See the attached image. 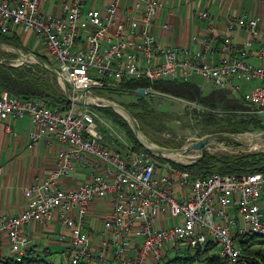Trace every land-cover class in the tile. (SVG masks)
I'll return each instance as SVG.
<instances>
[{"label":"built area","instance_id":"1","mask_svg":"<svg viewBox=\"0 0 264 264\" xmlns=\"http://www.w3.org/2000/svg\"><path fill=\"white\" fill-rule=\"evenodd\" d=\"M47 1L0 0V32L29 33L40 41L45 67L56 71L58 83L67 85L73 99L84 97L87 102L70 101L61 109L0 89L1 120L27 116L34 126L28 133L32 142L47 137L64 144L55 168L25 189L29 197L25 208L15 215L0 214V259L30 256L31 238L24 226L56 217L67 229L58 235V240L66 241L63 259L38 257L28 264H159L172 251L204 249L209 243L214 244L211 253L226 264H237L239 239L248 233L264 237V171L189 178L169 165L160 166L155 160L158 153L145 147L134 149L124 141L122 151L106 145L99 129L105 122L92 106L117 104L98 94L122 80L146 79L149 84L133 91L142 88L138 94L153 95L163 94L152 86L157 80L200 76L214 88L240 94L250 107L246 111L259 114L264 111L261 17L232 15L219 28L213 15L202 10L206 34L201 47L191 51L162 45L153 34L160 0H109L86 7V0H56L58 12L44 10ZM235 29L247 32L243 41L233 39ZM256 41L254 63L248 52ZM16 50L19 55L11 64L37 62L35 51ZM252 80L257 84L242 91L241 82ZM6 129L14 133L9 124ZM79 163L91 167L90 177L62 186L60 180ZM104 197L109 199V211L93 228L90 205ZM1 237L8 247L6 255Z\"/></svg>","mask_w":264,"mask_h":264},{"label":"crops","instance_id":"2","mask_svg":"<svg viewBox=\"0 0 264 264\" xmlns=\"http://www.w3.org/2000/svg\"><path fill=\"white\" fill-rule=\"evenodd\" d=\"M107 1L109 0H86L85 7L90 4L99 6ZM160 3L152 25L153 34L162 45L185 46L191 51L201 47L206 34V21L199 15L202 10L213 15L219 28L224 27L232 15H258L261 17V24H264V0H160ZM43 7L51 12L59 10L56 0H48ZM246 36L245 30H233L232 37L237 42L243 41ZM20 37L22 44L32 46L29 33L21 34ZM258 45L259 41L253 43L248 52V60L254 63L258 62L254 52ZM247 82H241L242 91L257 84L255 80ZM7 124L14 133L6 129ZM33 129L34 126L27 116L0 119V214L15 215L25 208L29 199L25 189L43 179L55 168L57 152L64 147L62 142L47 137L32 142L28 133ZM91 171L90 166L84 167L79 163L70 176L60 180L61 185H78L90 177ZM108 200L106 197L97 198L91 203L89 220L93 228H98L107 215L110 208ZM24 231L31 238V256H40L41 252L52 253L51 249H61V252L58 251L61 255L57 256L63 259L66 241L58 240V235L67 232V229L61 226L56 217L49 221L33 220L24 226ZM94 234L96 238L97 231ZM5 243L4 240L2 249L6 255L8 247Z\"/></svg>","mask_w":264,"mask_h":264},{"label":"trees","instance_id":"3","mask_svg":"<svg viewBox=\"0 0 264 264\" xmlns=\"http://www.w3.org/2000/svg\"><path fill=\"white\" fill-rule=\"evenodd\" d=\"M20 35V32L15 31L7 33L0 32V44H7L20 49L22 47ZM1 51L2 50H0V55L3 54L8 57L3 60L0 59L1 90L22 98L37 99L48 106H58L61 109H66L70 106V100L65 96L56 76L50 69L42 66L38 62L13 65L8 59L17 54L15 52L10 53L5 51L1 54ZM36 55L47 63L44 54L36 52ZM147 84H149V81L143 78L126 79L117 83L116 87L101 90L99 93L102 94L103 91H111L115 89H125L136 93L133 91L134 88L145 86ZM152 86L155 90L162 92L163 94L182 98L187 101H195L206 109H216L218 107L224 108V114L227 116L221 119L219 118V121L216 120L212 111H206L204 115L207 124H218L217 131L239 134L242 132H250L254 129H264V117L257 113L247 112L246 110L250 107L244 103L241 95L231 93L227 89L212 88L209 92L203 93L196 82L192 80L181 81L178 79L157 80L152 83ZM136 94L140 99V104L134 102L128 105L123 104V106L129 111V108L142 109L144 107L143 102L146 100L145 96H151ZM92 107L123 129L134 149L144 148L134 136L126 119L113 111L112 107L94 105ZM239 111L242 113L237 114ZM130 112L135 119H143L142 112ZM237 115L238 117L236 118ZM103 142L106 145L115 148L105 140V135H103ZM160 145L166 146L167 144L161 143ZM115 149L119 150V148ZM181 158L187 160L184 157ZM169 162L171 164H169V166L186 174L189 178L206 176L215 172L220 174L233 173L241 175L244 173L264 171V150L242 152L232 155L218 153L212 154L203 151L196 160L189 163ZM256 243L264 244V237L256 233H248L239 239L241 253L237 264H264V249H251V246ZM213 249V243L207 244L204 249H196L192 251L186 249L182 255L167 258L159 264H186L199 257L201 258L200 260L206 264H226L225 260L221 259L218 255L211 253ZM209 252L210 254L203 257L204 254ZM38 257L40 256H24L21 260H16L11 256L2 257V259H0V264H28L31 261L38 260Z\"/></svg>","mask_w":264,"mask_h":264},{"label":"rangeland","instance_id":"4","mask_svg":"<svg viewBox=\"0 0 264 264\" xmlns=\"http://www.w3.org/2000/svg\"><path fill=\"white\" fill-rule=\"evenodd\" d=\"M32 46L26 44H22L20 48L22 52L26 51H35L41 54H44L42 44L40 41H36L31 38L29 40ZM1 54L5 52L17 54L10 57L8 60L16 59L19 55L16 49L9 45H3L0 47ZM20 52V50H19ZM8 58L5 55H0V59ZM13 60V61H14ZM192 81L196 82L201 88L203 93L209 92L212 88H214L212 82L200 77L194 76L191 78ZM253 81V80H252ZM252 81H248L247 83H251ZM103 99L109 100L111 102H117L119 104H130V103H141L138 95L128 90L123 89H115V90H107L103 91L102 94L99 93ZM145 101L143 102L144 107L140 108H129L130 111L135 113L142 112L143 119H135L138 129L144 134V136L148 137L154 144L160 147H180L185 145L186 143L195 141L196 139L202 137L205 134L213 133L217 131L218 124H207L205 122V113L206 111H212L216 120L219 121V118H224L227 115L224 114V108L218 107L216 109H206L201 106L199 103L195 101H187L182 98L163 95V94H153L151 96H145ZM99 103H104L99 101ZM98 106V105H95ZM113 111L120 114L112 107ZM246 112V111H245ZM239 111L237 114H241ZM102 115V118L105 123H99V129L103 135H105V140L111 144L115 148H119L122 151L126 148L124 141H126L129 145H132L127 135L123 129H121L118 125L112 122L108 117ZM121 115V114H120ZM122 116V115H121ZM123 117V116H122ZM238 115L236 116V118ZM124 118V117H123ZM224 123V122H222ZM264 123V120H263ZM220 124V123H219ZM264 129L258 130L254 129L250 132H242L239 133L241 137H251L252 136V147L261 148L264 145V140L261 138H257L255 135L258 132H263ZM255 135V136H254ZM259 137V135H258ZM255 139V140H254ZM261 140V142H260ZM218 140H214L213 143L205 150L208 153L212 154H236V153H244V152H252L253 149L245 148L243 146H237L235 143L222 141L221 145L215 144ZM161 143L167 144L166 146L160 145ZM133 147V145H132ZM194 151L183 152L181 155H189L194 154ZM197 155L194 158H189L187 160L192 159L190 162L196 160L200 156V152L196 153ZM156 162L161 165H169V161L177 162V163H189L186 162L183 158H178L177 156L164 155L158 153L155 156ZM171 165V164H170ZM165 166L161 167V171L165 172ZM53 246H51L52 248ZM264 249V244L256 243L251 246V249ZM59 250L51 249L52 253H40V257L44 260L51 258L52 260L56 259L57 255H61ZM59 251V252H58ZM65 252V251H64ZM63 252V253H64ZM181 252L172 251L169 253L168 258H173L176 255H182ZM210 253H206L203 255L207 256ZM202 257V256H201ZM201 258H196L194 261L186 263V264H206L200 260Z\"/></svg>","mask_w":264,"mask_h":264},{"label":"water","instance_id":"5","mask_svg":"<svg viewBox=\"0 0 264 264\" xmlns=\"http://www.w3.org/2000/svg\"><path fill=\"white\" fill-rule=\"evenodd\" d=\"M1 46V44H0ZM17 49V48H16ZM35 56V59L37 60V62L39 64H41L42 66H45V63L44 61L39 58L37 55L33 54ZM51 72L56 75V71L51 69ZM63 91H64V94L65 96L70 100V101H73L75 103H78V104H86V99L83 97V98H80V99H73L71 97V94H70V91H69V88L67 87L66 84H63V87H62ZM137 92L138 93H142L143 92V89L142 88H139L137 89ZM110 107H114V106H118L120 107L123 111H125V113L127 114V117L124 116V114L120 113L125 119L126 121L128 122L134 136L137 138V140L141 143V145L149 150H152L154 151L147 143H151L152 141L144 136V134L138 129L137 127V124L135 122V118L133 117V115L131 114V112L126 108L124 107L123 105L121 104H115V105H108ZM259 115H261L262 117H264V111H260L259 112ZM263 132H258L256 134H259V135H264ZM142 135V137L140 136ZM145 141H143V139ZM214 140H218V141H227V142H231V143H235L237 146H243L245 148H250V149H253L254 151H263L264 150V145L261 146V148H252L251 144H252V136L251 137H246L243 138L241 137L240 135L238 134H235V133H230V132H225V131H217V132H213V133H209V134H205L203 135L202 137L196 139L195 141H192V142H189V143H186L185 145H182L180 147H160L158 146V149L157 151H161V149H164L165 151H169V152H186V151H204L206 149L207 146H209L211 143L214 142Z\"/></svg>","mask_w":264,"mask_h":264},{"label":"bare ground","instance_id":"6","mask_svg":"<svg viewBox=\"0 0 264 264\" xmlns=\"http://www.w3.org/2000/svg\"><path fill=\"white\" fill-rule=\"evenodd\" d=\"M97 99V98H96ZM116 111H118L119 113H122V114H124V116H126L127 117V114L125 113V111H123L120 107H118V106H114L113 107ZM264 134V133H263ZM255 135H257V138H261V139H263L264 140V135H259V134H255ZM254 135V136H255ZM258 135H259V137H258ZM141 137H142V135H140ZM143 139V138H142ZM255 140V139H254ZM143 141H145L144 139H143ZM260 142H261V140H260ZM146 144H148L153 150H154V152H157V153H160V154H166V155H171V156H177L178 158H181V157H184V158H186V159H189V158H194L197 154L196 153H194V154H189V155H181L180 154V152H169V151H165L164 149H161V151H157V149H158V146L156 145V144H154L153 142H151V143H147L146 142ZM252 146V145H251ZM252 148H254V146L252 147Z\"/></svg>","mask_w":264,"mask_h":264}]
</instances>
